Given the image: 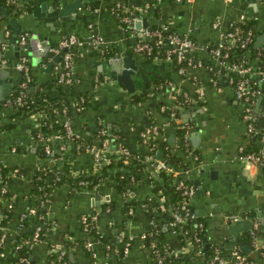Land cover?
<instances>
[{
  "label": "crops",
  "instance_id": "1",
  "mask_svg": "<svg viewBox=\"0 0 264 264\" xmlns=\"http://www.w3.org/2000/svg\"><path fill=\"white\" fill-rule=\"evenodd\" d=\"M75 1L15 0L20 10L11 13L8 7L11 0H0L8 13L0 15V163L6 178L5 202L12 204L9 222L2 225L7 232L5 245L12 249L15 243L21 244L17 239L20 229L31 231L36 227L35 215H29L27 225L18 229L21 217L36 200L35 181L56 167L63 171L65 179L51 192L48 217L54 221L52 230L42 240L24 242L29 264H54L50 255L59 256L60 251H67L66 264H156L141 238L148 230L151 215L145 211L143 201L153 197L147 182L139 181L134 184V190L127 189L131 199L134 197L139 202L136 207L132 205V215L127 213L124 195L117 192L110 179L96 183L93 188L72 187L68 179L91 172V155L87 151H69L53 165L43 153L40 142L32 136L39 122L38 115L22 116L5 105L22 81V74L16 68L21 55L27 57L29 64L31 82L27 95L33 99L54 102L63 98L71 108V102L78 95L87 96L81 113L70 109L73 130L83 141H93L101 124L108 132L115 129L124 133V144L131 153L145 152L148 146L139 141L138 131L150 119L154 122L158 132L155 140L173 147L187 164L186 169L178 165L175 170L188 171L186 178L198 187L191 206L206 224V244L223 246L224 255L233 249H243L241 242L247 248L243 236L254 224L257 240L264 244V170L237 159L240 147L250 144L252 137L246 132L240 102L228 83V72L219 68V83L214 85L216 62L205 52L196 50L195 55L204 57L207 63L189 69L183 77L172 63L155 61L134 52L133 33L121 25L110 9L116 0H80V5L74 6ZM122 1L124 8L133 12L136 29L144 27L142 19L145 18L147 25H167L177 32H187L197 44L217 41L219 31L213 27L215 21H219L220 29H225L240 16L256 17L258 36L264 33V10L259 0ZM157 6L160 18L153 12V7ZM11 18L16 19V24L10 23ZM14 28L18 30L14 32ZM14 34L18 36L12 41ZM69 34L85 39L90 35L100 36L104 43L100 48L90 45L73 48V83L59 85L55 67L61 63V54L52 53L50 48ZM22 37L25 38L23 45ZM123 54L131 57L136 65L131 76L133 91L117 83L115 72L111 70L110 59ZM134 94L147 95V98L134 103ZM178 97L184 98L186 104L177 109ZM172 106L178 115L163 116L164 107ZM185 126H189L187 136ZM180 130L183 142L178 135ZM2 211L0 209V220ZM95 212L102 235L109 236L113 242L121 238L132 240L128 254L121 261L107 259L100 244L94 245L95 257L91 251L79 247L90 237L82 226L81 215ZM234 214L245 216L237 221H251V227L239 232L234 247L227 248L226 243L233 237L229 227L236 222L228 217ZM155 218L158 223L164 222L163 213H156ZM157 243L161 248L178 252L187 246L169 232L158 238ZM195 264L206 263L197 257ZM254 264H264V257H257Z\"/></svg>",
  "mask_w": 264,
  "mask_h": 264
},
{
  "label": "built area",
  "instance_id": "2",
  "mask_svg": "<svg viewBox=\"0 0 264 264\" xmlns=\"http://www.w3.org/2000/svg\"><path fill=\"white\" fill-rule=\"evenodd\" d=\"M14 2L15 0H11ZM160 2L161 0H157ZM191 1V0H186ZM258 3L263 5L264 0H259ZM117 6H120L117 4ZM262 8V7H261ZM125 11H129L124 8ZM263 9V8H262ZM264 10V9H263ZM248 18V17H247ZM245 16H240L238 19L229 23L227 28L220 29L221 26L219 21H215L213 23V27L219 31L218 39L215 42H205L202 44H197L196 41L192 39V37L187 32H177L175 30L170 29L167 25H159L156 28H149L148 26L141 27L140 29H136L134 25V19L124 15L119 17V22L121 25L125 27L127 30L131 31L135 37V44L133 50L135 53L142 55L144 57L152 58L155 61H166L172 63L177 72L186 77L189 69H193L196 67L205 66L203 59L200 57L193 56V53L196 50L201 52H205L207 57L216 62L215 68L210 67L211 69H215L213 73L212 82L214 85H218V75L219 68L222 67L223 70L228 72V83L232 87L234 95L236 99L240 102V106L242 108V119L246 126V132L249 136H253L255 132H258V149L256 152H245L244 146H241L239 149V154L237 159L248 166H254L256 168H264V44L258 48V57L260 60V66L255 67L254 63L250 60L249 50L247 51L249 45L253 44L256 40V36H254L253 32L249 30H243L238 26V23L246 20ZM125 25V26H124ZM25 42V38H21V44L23 45ZM104 43L103 39L100 36L90 35L88 38L79 37L75 34H69L61 37L57 44L50 48V51L53 53L61 54V63L55 67L57 71V80L56 82L59 85H71L73 83V63H72V49L76 47H83L85 45H90L94 48L102 47ZM4 49V47H3ZM238 50H242L246 53L238 58L237 53ZM263 50V53L260 52ZM237 58V59H236ZM16 68L22 74V81L19 84V87L14 91V95H10L6 101L5 105L11 107L14 110H18L19 107H23L27 104V89L28 85L31 82V75L29 70V64L27 61V57L25 55H21L19 57L18 63L16 64ZM235 74L236 76H234ZM256 77L263 83L262 87H257L249 81V76ZM261 97V102L259 104L258 109L257 104L258 100ZM88 98L85 96H77L76 99L71 102L72 107L70 108L74 112L81 113L86 104ZM54 101L53 103H55ZM69 105V104H68ZM181 104L175 105L178 109ZM56 116L60 115L61 121L64 126V133L54 132L47 136L40 132L41 126L45 124L47 115L41 110H37L35 112H31L28 116L38 115L39 122L35 129H33L32 136L33 139L37 140L41 144V149L49 161L54 165V162L58 159H61L63 155L68 153L69 151H73L75 153L81 151H87L92 158V173H99L106 165L109 164L111 155H129L131 152L124 144L123 138L116 136L115 140L116 149H112V142L109 139L108 130L106 127L100 124V128L98 131V135L101 137L102 142L101 145H97L89 142L83 141L77 134H75L73 130V126L71 124L70 118L65 116L66 108L57 109L55 108ZM59 118V119H60ZM36 119V118H34ZM258 122V124H257ZM133 129V128H131ZM185 130V134L187 136V132L189 126H185L183 128ZM134 130V129H133ZM158 134L156 130L155 124L147 125L145 128L138 132L139 137L143 141L155 140V136ZM156 143H151L150 149L148 148V153L144 156V161L150 165L152 171L157 174L159 171L164 170L166 173L172 174L174 176L182 175L185 181H188L186 178V174L188 171H180L173 169L166 160H161L156 157V149H154ZM0 163V201L5 193H7L6 188V178L5 174L2 171ZM60 169L55 171V174L60 173ZM108 171V170H107ZM44 176H46V172H44ZM41 177H39L40 179ZM110 179L109 176L105 177L104 180ZM183 179H179L176 182V188L181 192L182 201L181 204L172 207L169 206L167 209L163 203L162 199L156 197L157 202L160 203L159 210L160 212H156L155 207L149 208L148 205H145L146 212H156V213H164L165 211H169L170 217L164 216V222L158 223L155 216L151 217L148 222V230L141 237L142 240L146 239V237H151V241L148 245H146V250L149 251V255L153 258L156 264H166L167 258L172 256H179V254L188 253L190 248L188 246L183 247L179 252L174 249L169 248H161L157 246L155 239H157L158 234L160 233L161 228L165 229L172 235H178L180 232L178 228L180 225L184 224L187 219L197 218L195 212L192 209L191 201L194 197L198 187L193 183H186ZM55 181H60V176L55 177ZM102 182V181H101ZM99 183V182H96ZM94 183L91 188L96 184ZM79 186L83 188H88V181H80ZM150 186V185H149ZM48 185H40L38 186V190L44 192L43 197L41 196V203H47L49 206L48 193L45 191V188ZM131 193L123 192L124 198L127 201V213L132 215L134 207L130 205ZM8 210L11 209L12 204L10 202L7 203ZM35 209L33 207H29L27 213L21 217L20 223L18 225L19 228H23V221L29 216L34 215ZM164 215V214H163ZM41 218L43 215L40 216ZM230 221H237L239 219L245 218L241 215H230ZM81 223L85 231L89 233L92 230L96 231L98 235L97 239H92L88 237L84 242V248L86 250L91 251L93 257H95L96 253L94 251V245L100 244L102 234L98 231L97 228V213L92 214H83L81 215ZM202 223H199L198 226L202 227ZM256 224H254L253 229L250 230V235L252 237V245L256 250H263L264 244L259 243L257 240V236L255 234ZM40 236V226L36 225L33 239L34 241L39 240ZM7 238V232L5 227L0 224V257L4 255L3 247L5 246V240ZM194 243L196 248L194 250V256L204 257V242L200 237H194ZM132 244L131 239H127L124 244L122 250V259L128 254L130 250V246ZM21 244L15 243L13 245L14 250H18ZM106 258L112 259L117 256V248L114 245L106 244ZM65 251H60L58 259L61 260ZM247 256L243 253H240L237 250H232L230 254L224 255L220 252L218 247H215L213 257L208 261L207 264H245L247 260ZM13 264H29V260L27 257H21L17 263ZM66 264V263H64Z\"/></svg>",
  "mask_w": 264,
  "mask_h": 264
},
{
  "label": "trees",
  "instance_id": "3",
  "mask_svg": "<svg viewBox=\"0 0 264 264\" xmlns=\"http://www.w3.org/2000/svg\"><path fill=\"white\" fill-rule=\"evenodd\" d=\"M168 1H172V0H161L160 2L158 1L157 2L161 3V2H168ZM122 3H123L122 0H116L114 3H112L110 9L113 12V14H115L118 20H119V17L124 16V15H127L134 19L133 12L125 11L123 9L124 5ZM117 4H119L120 6H117ZM8 7L11 13H15L18 10H20L19 9L20 7H17L12 1L11 3H9ZM261 7L264 9L262 4H261ZM153 10H154L153 12L155 13V16L157 18H160L161 12L158 6L153 7ZM256 22H257L256 17L250 16L243 22L238 23V26L245 31L250 29L253 32L254 36L257 37L259 34V31L256 28ZM147 26L149 28L158 27V25L156 24H149ZM247 51L249 52L248 54H249L250 60L254 63L255 67L258 68L260 66V60L257 55L259 51L258 48H254L253 44H251L249 45ZM260 52L263 53V50H261ZM245 53L246 51L243 52L242 50H238V53H237L238 58L243 56ZM193 56H196L195 52L193 53ZM196 57L202 58L204 64L206 65L207 60L204 57L202 56H196ZM233 75L236 76L235 74ZM249 81L257 87L263 86V83L260 80H258L256 77H253L252 75L249 76ZM27 92L26 94H28ZM11 95H14V92ZM79 96H85L87 98L85 94H80ZM146 96L147 95L134 94L132 97V100L134 103H140V102H143L147 98ZM181 103L186 104V102H184V98L178 97L175 100V105H178ZM55 108L57 109L66 108L65 116L71 119V113H70L68 101L63 98H60L58 101L53 103L52 101L43 102L42 100H39V99H33L32 97L27 95V104L24 105L23 107H19L18 110H15V111H16V114H20L22 116H27L31 114V112H35L37 110H41L42 112L46 113L47 118H46L45 124L41 126L40 132L44 134L45 136H47L54 132L64 133L63 122L61 121V119H59V117L56 116ZM161 113L165 117L172 115V113H174L175 115L176 114L178 115V111L174 109V106L164 107ZM150 124H154V122H151V119L149 120V123L147 125H150ZM178 132H179L178 135L183 142V137H182L183 131L180 130ZM108 135H109L108 137L110 141L113 144L112 149H116V143H117V140H115L116 136H119L120 138H124L125 134L119 130L110 129ZM257 135H258V132L256 131L255 134H253L251 138L250 144L248 142L244 146L245 152H256L257 151L258 149ZM138 138L140 142H143L144 144L146 143L149 149L151 147L152 142L156 143V146H154V149H156V157H158L161 160H166L173 169H175L178 165L182 166L183 169L187 168V164L183 161V158L180 156V154L176 153V151H173L172 149L174 148L168 145L167 143L158 142V140H153V141H150V143H148L147 141H143L141 137H139V135H138ZM91 142L97 145H101L102 139L97 133L96 138ZM147 153L148 151L137 152V153H131L126 156L124 155L116 156L114 155V153H112L109 164L106 165L99 173L90 172L89 174L81 175L76 178L68 179V180L71 181L72 183L71 186L76 187V188L80 187L79 186L80 181H88L89 186L87 187L91 188L94 183L101 182L103 181L105 177L109 176L110 181L113 182L114 187L116 188L117 192L121 195L123 194V192H127V189L134 190L133 186L135 183L139 181H144L145 183L147 182V184L150 185V189L153 195L152 200L149 199V200L143 201V203L148 205L150 209L155 207L156 212H160L159 210L160 203L157 202L156 197L158 198L160 197L162 199V203L167 209H169V206L176 207L180 205L182 201V195H181V192L176 188V182L179 179H183L184 177H182V175L174 176L172 174L166 173L164 170H161L157 174H155L152 171V168L150 167V165L143 160L144 156ZM57 169L58 168L53 167L50 171H47L46 176L42 175L40 179L35 181V185L33 188V193L36 196V200L32 202V207L35 209L34 215L37 219V225L40 226L39 240L40 239L42 240L48 233H51L52 225L54 221L53 219H50L48 217V213H49L48 204L41 203V196L43 197L44 192L39 191L38 186L46 185V184L48 185V187L45 188V191H47L48 199L50 201L51 192L53 188L60 185L62 181L65 179L63 171H60V173L58 172L57 174H55V171H57ZM261 169L264 170V168H261ZM2 171H3V168H2ZM58 175L60 176V181L57 182L55 181V177ZM45 178L47 179L46 183L44 182ZM189 181L190 180L185 181V182L190 183ZM6 195L7 193L4 194V196L2 197V200L0 201V209L3 210L2 219L0 220L1 225H6L9 222V218H10L9 215H10L11 209L8 210L7 203L5 202V199L7 198ZM138 203L139 202L135 200L134 197L130 201V205H133L134 207H136ZM156 212H150L151 215L149 216V218L154 217ZM163 214L165 217H170L168 210L165 211ZM41 215H43L42 218L40 217ZM26 222H27V219L23 221V225H27ZM199 223L203 224L202 227L198 226ZM178 230L180 233L177 235V237L180 238L182 242L190 248V250L188 253H183V254H180L179 256H172V257L167 258L166 264H195L196 257L194 256V250L196 248V245L194 243V237L196 236L200 237L201 240L204 242V251H203L204 257L202 258V260L207 264L208 261L214 255L215 244L210 243L209 245L207 244V247H205L206 245L205 238L207 237V232H206L207 227L203 219L201 217H197L194 219H187L184 224L180 225ZM34 231H35V228L31 231H24V230L21 231L20 229V233L17 234V239L21 242L20 248L18 250H14L13 248L9 249V246L5 245L3 247V251L5 253L2 257H0V264L17 263L21 257H27V254L25 251L26 245L24 242L26 240L34 241L33 239ZM167 232L165 229L161 228L160 233L157 236V239L163 237L164 234ZM89 236L92 239L98 238V235L96 234L95 230H92L91 232L89 231ZM109 238H110L109 236L102 235V237L100 238L101 240L100 245L104 248L105 254L107 252L105 249V245L106 244L114 245L118 250L117 256H115V258L113 257L110 260L115 261V262L121 261L122 260V250H123L125 242L127 241V238H121L120 240L115 241V242L111 241ZM157 239H155V242L157 246L161 247L157 243ZM243 239L245 240L247 249L249 251L248 253L249 255L247 256V260L245 264H254V260L257 257H264V249L256 250L254 246L252 245V237L250 235V232H246L243 236ZM85 241L86 240L80 243L79 247H82L84 249L83 246H84ZM143 241H144L143 242L144 246H146L150 243L151 237L148 236ZM219 250L221 253H223L224 252L223 246H220ZM237 251L245 254V251H243V249L241 248H238ZM50 256H51L50 261L54 260L55 261L54 264H64V263H67L68 261L67 251H65V254L63 255L61 260L58 259L57 253L55 255L51 254Z\"/></svg>",
  "mask_w": 264,
  "mask_h": 264
},
{
  "label": "water",
  "instance_id": "4",
  "mask_svg": "<svg viewBox=\"0 0 264 264\" xmlns=\"http://www.w3.org/2000/svg\"><path fill=\"white\" fill-rule=\"evenodd\" d=\"M73 5L79 6L80 0L75 1ZM7 14H8L7 11H5L4 7L0 3V15H7ZM10 23L16 24V19L11 18ZM142 26H145V27L147 26V21L145 18L142 19ZM17 30H18L17 28H14V32H16ZM17 36L18 34H14L12 41L13 40L15 41ZM2 37H3V34H2ZM2 41H5V39L2 38ZM263 43H264V33H262L256 38L253 46L255 48L257 47L259 48L263 45ZM16 49L18 50V47H16ZM109 62H110L111 70L115 72L116 82L124 84L129 89V91H133L134 84H133L131 76L134 74L136 70V65L135 63H133L131 57H127L125 54L120 55V56H114L110 59ZM260 102H261V97L258 100V104L256 107L257 109L259 107ZM93 128L96 130V126H94ZM97 204L98 203H96L95 205ZM258 215H260V212L258 213ZM250 227H251V221H248V220L236 221L235 223L231 224V226L229 227V231L233 235V237L230 238V243H226L225 247L233 248L234 239L238 236L239 232H244L250 229ZM244 244L245 243L241 242V245L244 246L243 247L244 251L247 252L248 250ZM205 247H207V244L205 245Z\"/></svg>",
  "mask_w": 264,
  "mask_h": 264
}]
</instances>
